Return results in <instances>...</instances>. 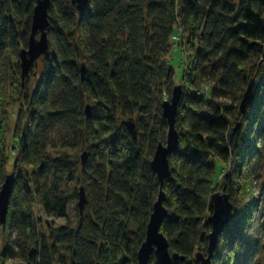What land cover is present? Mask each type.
I'll list each match as a JSON object with an SVG mask.
<instances>
[{"label":"trees","instance_id":"obj_1","mask_svg":"<svg viewBox=\"0 0 264 264\" xmlns=\"http://www.w3.org/2000/svg\"><path fill=\"white\" fill-rule=\"evenodd\" d=\"M35 2L0 0V186L8 167L14 173L0 261L137 264L159 188L150 161L167 129L161 104L174 78L168 60L179 49V143L162 185L163 204L173 206L160 228L169 252L183 257L171 264H200L193 254L206 252L217 162L229 161L223 190L232 220L211 264H253L260 237L251 227L253 193L264 153V0H86L81 13L71 0H50L41 74L35 79L37 62L21 82L18 54L27 47ZM253 77L254 102L241 115ZM124 121L134 124L135 140ZM59 125L75 140L73 150L85 147L84 164L47 153V135ZM64 179L80 182L87 199L74 228L42 223L34 212L37 205L47 216L66 217L75 193L60 189Z\"/></svg>","mask_w":264,"mask_h":264},{"label":"water","instance_id":"obj_2","mask_svg":"<svg viewBox=\"0 0 264 264\" xmlns=\"http://www.w3.org/2000/svg\"><path fill=\"white\" fill-rule=\"evenodd\" d=\"M71 5L79 13L84 11L86 7V0H71ZM50 0H36L33 7L32 17L30 22V32L27 42V47L19 51V68L20 78L23 82L32 67H37L38 59L46 54L48 51L47 28L48 9ZM264 24V15H263ZM81 76L84 73V65L80 69ZM254 87L255 78H251L241 95L238 110L241 115H245L248 107L254 101ZM182 96V88L180 85L173 87L169 100L161 104V117L165 120L167 125L166 139L164 143L159 142L155 148L152 159L150 161L151 171L155 174L159 183V193L152 205V210L146 225L145 238L137 251V264H148L151 255L154 256L157 264H171L172 260H183L182 256L177 253L171 254L169 252V243L165 236L160 231L161 225L167 216L166 208L163 203L165 201V193L162 190L163 181L169 176V156L176 151L179 143L178 132L175 128L177 107ZM88 106L85 108V115H89ZM127 132L135 140L136 134L134 124L132 122L124 121ZM239 125L237 124L234 129ZM86 154L81 156V163L84 164ZM14 184V173L5 176L2 185L0 186V225H4ZM85 191L83 187L78 191V208L80 214L85 203ZM209 202L211 203L212 213L207 217L206 222L210 224L211 230L207 235L206 255L200 253L195 255L200 264H210L214 252L217 248L218 239L223 229L232 220V205L229 196L226 192H215L209 195Z\"/></svg>","mask_w":264,"mask_h":264},{"label":"rangeland","instance_id":"obj_3","mask_svg":"<svg viewBox=\"0 0 264 264\" xmlns=\"http://www.w3.org/2000/svg\"><path fill=\"white\" fill-rule=\"evenodd\" d=\"M183 60H184L183 59V53L179 49H177V50L173 49L171 54H170L169 60H168L169 66L172 68V70L174 72V78L172 79L173 84L170 88V92H171L173 86L179 85L181 83L180 80H181V76H182V72H183V66H182ZM40 74H41V67H40V61H38V69L35 72V79H38ZM30 77H31V74L29 75L28 78H30ZM258 84H259V82L256 81V79H255V87H254V91H253L254 98L256 95V89H257ZM87 106L89 108L88 110L90 111V105H87ZM135 121L136 120H134V122ZM241 121H242L241 119L235 120L233 128H235V126L237 124L240 125ZM123 127L125 128L124 125H123ZM166 131H167V129L164 132L165 139H166ZM136 132H137V130H136ZM165 139H164V142H165ZM75 143H76L75 140H73L72 135L70 134L69 130L66 127H64L62 125L56 126L47 135V148H46L47 153H49L53 157H55V156L59 157L60 156L62 159H64L65 162H67L70 165L71 163H73L75 161V159L79 158V160H80L83 153L86 154V149L84 146L81 148L73 150ZM7 144H8V148H10V146H11L10 137L7 138ZM262 152H264V149L262 150ZM232 167H233L232 161H229L226 165L221 164L220 162H217V169H216V173H215L216 175L214 176L213 182L211 184L209 195H211L212 193H215V192L223 191V184L225 183L226 175L228 174V172H230ZM6 171L9 174L12 171V168L8 167ZM256 173H257V182L255 184L256 188H255L253 195H255L257 198V208L255 210V218H254L253 222H251V227H252V230H255V231L259 230L260 237H259V240H257V243H256L255 248L253 250L254 254H255L253 264H264V153H263V156L261 157L260 164L256 170ZM81 186L82 185L78 181L77 182L76 181L68 182L65 179L63 180L62 185L60 186V189H63L64 191H66L68 189L69 192H71V193L73 192V194L75 193L72 201L70 202V204L67 208V215L65 218H53L52 216H47L46 214H44V212L41 210V208L39 206L35 205L34 206V212H35L36 217H38L42 223L46 222V223H48L54 227L64 226V225H68V226L73 227V228L76 227L78 219H79V209H78V205H77V203H78V191H79V188ZM158 193H159V188L157 189V191L155 193V200L157 198ZM166 194H167V192L165 193V197L167 196ZM86 200H85V202H86ZM247 201H248L247 198H242V199L237 198L234 201V203L241 205L242 203L247 202ZM230 203L233 207V202L231 200H230ZM208 205L211 206L209 199H208ZM85 206H86V204H84V207ZM172 206H173L172 204H170L169 206L164 205L167 212L172 210ZM231 213H232V210H231ZM209 215L210 214H207V217ZM210 230H211V227L209 224V232H210ZM208 233H207V235H208ZM197 253H200L201 255L205 256L206 252H203V251L198 250V249H196V251L194 252L193 260L200 263V261H197L195 258V255ZM0 263H3V264H23L20 260H18L16 258L15 259H9V258L7 259L6 258L5 260L1 259ZM211 263H212V261H211ZM149 264H157L155 261V258L150 260Z\"/></svg>","mask_w":264,"mask_h":264}]
</instances>
